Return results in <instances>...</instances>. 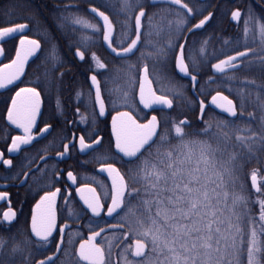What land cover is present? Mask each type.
Returning <instances> with one entry per match:
<instances>
[{
	"label": "snow or ice",
	"instance_id": "snow-or-ice-1",
	"mask_svg": "<svg viewBox=\"0 0 264 264\" xmlns=\"http://www.w3.org/2000/svg\"><path fill=\"white\" fill-rule=\"evenodd\" d=\"M168 2L178 6L175 30L179 33L175 45L169 43L168 48L179 50L178 54L173 55L175 68L185 76H189V66L185 63L187 41L185 40V43L179 41L185 39L184 31L193 32L203 28L212 18L213 13L209 12L199 23L189 27L188 17L195 18L192 16L194 9L184 0H168ZM148 6L141 0H120L118 14L124 16L121 28L126 29L134 20L135 39H132L126 47L123 46V42L119 47L114 46V25L109 16L99 11L97 7L90 9L91 13L103 21V41L116 57L124 58L134 54L141 40L142 18L151 19L147 13ZM181 9L186 10L183 16ZM69 18L72 24L80 25L82 29L91 30L93 33L100 31L97 24L80 15L73 14L71 17L61 19ZM232 19L237 21L241 19L239 9L232 12ZM172 24L173 21H168L169 27ZM243 25L246 50L237 51L235 55H227L225 59L211 64V68L216 73H225L226 69H231L233 72L240 71L246 60L249 61L247 66L250 68L253 64V61L249 60L250 53L253 57H257L260 70L264 72V56H260L253 48L247 46L249 36L252 38V43H256L258 37L260 52L264 53V17H256L249 10ZM27 28V24L19 23L0 28V41L6 37L12 38L17 33L21 34L19 45L15 49V58L11 63L0 67V90L12 91L10 86L18 87L16 81L24 75L29 57L35 55L41 47L40 41L30 39L24 34ZM90 40L91 37L82 33L81 43ZM3 51L4 49L0 47V54H3ZM200 52L204 53L203 47ZM76 55L81 60L84 59V53L79 49ZM157 55L164 56V49H158ZM92 60L97 68H106V64L101 63L95 53L92 55ZM193 63L195 64V61ZM142 73V76L129 78L131 91L124 93L122 102L113 101V108L117 106L132 108L133 105L128 103V98L131 95L134 101L137 84L139 104L144 108H153L154 105L172 108L173 100L167 95H158L152 87L153 81L149 79L147 65H144ZM45 75L47 77V73ZM90 79L95 88L94 104L99 105V112L93 111L94 124L96 118L105 116L106 107L97 76L92 75ZM35 83L36 87H20L14 95L3 101L8 123L23 131V135L12 137L8 149L10 153L21 151L22 145H30L36 139L33 128L36 127L37 117L41 115V91L38 88L43 89L46 86L51 89L56 86L54 80L50 79L46 80L44 85L39 79ZM191 83L195 88L196 75H191ZM247 83L255 84V81ZM80 95L81 93H77L78 97ZM237 95L241 100L242 116L245 108L244 95L240 92ZM212 104L230 117H237V105L221 92L217 91L212 97ZM56 107L58 111H62L59 99ZM204 107L203 101H200L201 113L204 112ZM249 116L252 114L249 113ZM86 121L87 117L81 116V122ZM202 123L203 127L193 133L185 131L186 127H190L185 121L173 123V135L172 132L161 130L164 125L158 121L156 115L151 116L146 122H141L133 111H117L111 118L114 148H111L110 152L100 151L103 138L95 131L91 134L92 143H87L84 135L79 137L80 152L95 153L93 159L100 163L98 172L107 174L111 180V189L110 192L105 193L106 201L110 200V203H102L96 189L88 183L90 181L103 186L102 182L97 180L96 176L82 177L83 186L77 188L76 192L86 206L81 209V213L87 215V211L90 210L92 214L89 217V230L92 234L87 241L79 244L78 250L73 253L77 258L71 264H108L105 247L95 243L97 237H100L106 229L100 227L98 221L96 226L99 227V231H95L92 226L93 218H101V212L105 208L108 217H113L114 214L121 217L119 224L110 226L109 230L116 227L127 228L124 239L130 243L124 251L133 259L129 260L126 256L125 264H264V185L257 181L258 170L254 169L251 173V187L259 194L255 201L259 205L257 219L238 175L242 167L241 161L247 162V158L233 150L225 159L231 137L227 132H223V129L231 127L234 122L229 120L217 122L216 131L206 120ZM49 130L50 125L45 124L39 133L43 136L49 133ZM242 131L245 130L237 129V132ZM257 139L261 143V151H264V136H257L255 133L235 136V140L247 150L249 156L253 154ZM109 143L111 145L112 140ZM72 146L75 147V144ZM63 147L64 152L58 153L61 157L69 151L68 144H64ZM2 157L3 154L0 153V159ZM3 163L11 165L12 161L3 160ZM117 163L125 166L131 183L121 173L120 168L116 167ZM24 175L26 180L22 183L27 182V173ZM68 179L73 184L76 183V177L72 172H68ZM58 193H60L59 188L56 191H45L40 197L32 212L31 233L28 240L20 241L14 235L0 236V264H17V255L23 253V245L27 244L32 236L39 241L47 242L54 231L60 237L59 243L55 245L56 252L65 254L70 250L73 240L71 237L65 239V228L68 226L58 227L56 223L55 200ZM6 196V192H0V199ZM67 218L79 219L80 215L72 216V211L69 209ZM15 219L16 213L10 209L3 214V221L0 223L11 224ZM108 248L111 249L110 243ZM58 260L59 256L56 259L47 257L46 261L41 260L39 264H57Z\"/></svg>",
	"mask_w": 264,
	"mask_h": 264
},
{
	"label": "flooded vegetation",
	"instance_id": "flooded-vegetation-1",
	"mask_svg": "<svg viewBox=\"0 0 264 264\" xmlns=\"http://www.w3.org/2000/svg\"><path fill=\"white\" fill-rule=\"evenodd\" d=\"M21 1L33 9L30 11L33 25L30 22L19 24H27L28 29L24 34H27L30 39L40 41L41 44L38 54L30 63L39 56L42 50L44 45L42 38L46 41V55L43 64L34 62L31 67H28L30 63L27 65L22 79L16 83L18 87L11 86L12 91L0 90V153L3 154L0 159V192L7 193L4 199H0V221H3V214L10 209L16 213V219L11 224L0 223V236L14 235L20 241L28 240L31 233L32 212L40 197L45 191H56L59 188L60 193L55 200L56 223L58 227L68 226L65 228V239L71 237L73 244L68 252L60 254L55 248L60 240L56 231L47 242L39 241L38 238L32 236L31 240L23 245V253L17 255V264H39L41 260L46 261L47 257L56 259L57 256H59L57 264H71L77 258L73 253L78 250L79 244L87 241L92 234L89 230V217L92 214L90 210L87 211V215L81 213V209L86 206L76 189L83 186L82 177L84 175L96 176L97 180L102 182L103 186L88 182L96 189L102 203H110V200L106 201L105 193L110 192L111 189V180L107 174L98 172L100 163L93 159L95 153L80 152L79 137L84 135L86 142L92 143L91 134L95 131L103 138L100 151L110 152V149L114 148V138L111 137V118L116 115L117 111H133L141 122H146L147 119H151V116L156 115L158 121L162 123L168 116L165 112L173 108L175 101L187 100L193 104L188 112L198 123H202L203 120L211 121L216 115L221 117L222 121H233L232 126L223 129V132L228 133L231 137L230 141L233 142L232 145L239 149L241 156L247 158V162L242 160L241 164L250 172L249 187L257 197L259 196L251 187V173L254 169L258 170L257 181L264 185V151H261V143L257 139L253 154L249 156L247 150L235 140V136L237 134L246 136L253 133L257 136H264V72L260 70L257 57H253L251 53L249 60L253 61L252 66L249 68L247 66L249 61L246 60L241 70L237 72L226 69L225 73H216L211 68V64L225 59L227 55H235L237 51L246 50L243 20L249 10L256 17H264V0H184L189 7L194 9L192 16L195 18L188 17L189 27L199 23L209 12L213 13L212 18L205 23L203 28L193 32L184 31L185 39L179 41L180 43L187 41L185 63L189 66L190 75L197 76L195 89L191 79L182 77L175 68L173 55L178 54L179 50L168 48L169 43L175 45L179 35L175 30L178 6L168 3L154 4L151 0H141L149 5L147 13L151 19H142L141 43L138 50L130 56L119 58L105 46L103 24L89 12V8L97 7L96 5H87L89 16H84L82 15L84 13L83 4L78 0H0V28L18 24L15 18L22 5ZM108 5L110 13L97 8L108 14L113 22L114 46L119 47L123 42V46L126 47L132 39H135L134 20L126 29H122L121 23L124 16L118 14L120 0H108ZM237 9L241 11L239 21L232 19V12ZM69 11L97 24L100 31L93 33L91 30L82 29L80 25L72 24L70 18L61 19L68 17ZM180 12L183 16L186 10L181 9ZM170 20L173 21L171 27L168 25ZM82 33H86L91 40L81 43ZM20 35L0 41V47L4 49L3 54H0V67L11 63V60L15 58V49L19 45ZM247 46L253 48L260 56H264V53L260 52L258 37L256 43H252V38L249 36ZM201 47L204 48L203 54L200 52ZM78 49L84 53L83 60L76 55ZM158 49H164L165 55L158 56ZM93 53L101 63L106 64V68H97L92 60ZM144 65L149 68V79L153 81L152 85L157 94L167 95L173 100L172 108L151 111L145 109L142 104H139L138 84L135 88L134 101L131 95L128 98V103L133 105L132 108L120 106L113 108V101L122 102L124 93L131 91L129 78L142 76ZM61 74H63L62 77ZM92 75H96L100 82L101 96L106 107L105 116L96 118L94 124L93 111L98 113L99 105L94 104L95 88L90 79ZM37 79L42 85L48 79L54 80L56 86L51 89L46 86L43 89L38 88L41 91V115L37 117L36 127L33 128V135L36 139L30 145H22L21 151L10 153L8 149L11 146L12 137L23 135V131L8 123L6 106L3 101L14 95L20 87H36ZM249 81H255V84H248ZM181 84L185 86V94L181 93ZM217 91L237 105V117H230L212 106V97ZM238 92L244 95L245 108L242 116ZM77 93L81 95L78 97ZM177 93L180 95H176ZM58 99L62 111L57 110ZM200 101H203L205 105L202 114ZM8 102L10 104V100ZM249 113L252 116H249ZM81 116L87 117V121L81 122ZM183 119H188L187 124L191 126V119L186 117ZM45 124L50 125V130L42 136L39 130L44 128ZM237 129L245 131L237 132ZM110 140H112L111 145ZM64 144L69 145V151L61 157L58 153L64 152ZM73 144L75 147L72 146ZM3 160H11L12 164L5 165ZM116 167L120 168L121 173L130 181L125 166L117 163ZM68 172H72L76 177L75 184L68 179ZM24 173H27L26 183H22L26 180ZM69 209L72 211V216L80 215V218H67ZM120 219L121 217L115 214L113 217H108L105 208L101 212V218H93L92 226L95 231H99L96 221L99 222L100 227L108 228L118 225ZM126 231L127 228L109 230L95 241L105 247L108 264H125L126 256L129 260L133 259L124 251L130 243L124 239ZM109 243L111 249L108 248Z\"/></svg>",
	"mask_w": 264,
	"mask_h": 264
},
{
	"label": "trees",
	"instance_id": "trees-1",
	"mask_svg": "<svg viewBox=\"0 0 264 264\" xmlns=\"http://www.w3.org/2000/svg\"><path fill=\"white\" fill-rule=\"evenodd\" d=\"M70 1H77V0H70ZM78 1L83 4L82 7L84 9V13H82V15H84V16H89V14L87 13V9H86L87 5H89V4H94L98 8L102 9L103 11L110 13V8H109L110 6L108 5V0H78ZM21 2H22V5L19 7V12L15 18L16 22L17 23L30 22V24L33 25V22L31 21L32 14L30 12L33 9L31 8V6H28V5L26 6L25 4H23L24 3L23 1H21ZM73 14H75V13L72 11H69L68 17H71ZM42 41H43L44 45L42 47V50H41L39 56L33 62H31L28 65V67H31L34 62H37V63L45 62L44 58L46 55V41L44 38H42ZM182 104L183 103L181 101H175L173 108L170 111L165 112L168 116H166L164 119V122L161 123L162 125H164V127L161 129L162 131L172 132V134L174 135L173 123H179L185 117L192 120L191 126L185 128L186 132L193 133V132H195L198 129L203 127V123H198L197 121H195L190 116V114L188 112L189 109L185 110L183 108ZM207 122L212 124L213 130L216 131V127H215L216 123L217 122H223V121H222L221 117L216 115L213 118V120H211V121L207 120ZM232 144H233L232 141L228 142L229 147H228V152L225 153V159L228 158L229 154L233 150H235L241 156L239 149ZM249 174H250V172L248 171V169L242 165L240 171L238 172V175L240 177V182L243 183V191L246 195L249 196L251 206L254 208L256 218L258 219L259 205L255 203V201L257 200V196L255 195V193H253L252 189L249 187V182H248ZM129 183H131V181H129Z\"/></svg>",
	"mask_w": 264,
	"mask_h": 264
},
{
	"label": "water",
	"instance_id": "water-1",
	"mask_svg": "<svg viewBox=\"0 0 264 264\" xmlns=\"http://www.w3.org/2000/svg\"><path fill=\"white\" fill-rule=\"evenodd\" d=\"M151 2L152 3H154V4H156V3H168V4H170L169 2H168V0H151ZM92 7H90L89 8V12L91 13V11H90V9H91ZM99 11H101V10H99ZM92 15H94V16H96L95 14H93V13H91ZM106 14V13H105ZM106 15H108V14H106ZM99 20H100V22L103 24V21L98 17V16H96ZM109 19H110V17H109ZM143 19V18H142ZM142 22V21H141ZM28 29V28H27ZM27 29L25 30V32L27 31ZM141 30H142V27H141ZM16 35H20L19 33H17V34H15L14 36H16ZM113 35H114V31H113ZM5 39H7V37L6 38H4V40ZM105 43V42H104ZM140 43H141V40L138 42V45H137V49H135L134 50V53L138 50V48H139V45H140ZM105 46L107 47V44L105 43ZM108 48V47H107ZM109 49V48H108ZM110 50V49H109ZM38 51L39 50H37L36 51V53H35V55H33V56H31V57H29V59H28V62H27V64L25 65V68H24V72H25V70H26V67H27V65L30 63V61L31 60H33V58L38 54ZM111 51V50H110ZM130 55H132V54H130ZM129 55V56H130ZM178 70V72H179V74L182 76V77H184V78H190L191 79V75H189V76H185L183 73H181L180 71H179V69H177ZM22 77L23 76H21V78H20V80L22 79ZM19 80V81H20ZM19 81H16V83H18ZM11 87V86H10ZM152 87H153V85H152ZM154 88V87H153ZM195 89V88H194ZM218 103H222L221 101H218ZM212 104V103H211ZM143 106V105H142ZM205 106V105H204ZM212 106L214 107V108H216L219 112H221V113H224V114H227L226 112H223L220 108H217L216 107V105H213L212 104ZM145 109H147V110H155V109H164V110H169V109H171V108H168L167 106H163V105H154L153 106V108H145ZM202 114V113H201ZM228 115V114H227ZM158 119V118H157ZM183 121H185L186 123H188V119H183ZM106 229V231L105 232H107V231H109V229H110V227H108V228H105ZM115 229H120L119 227H116V228H113V229H111V230H115ZM104 232V233H105ZM103 234V233H102ZM97 238H99V237H97Z\"/></svg>",
	"mask_w": 264,
	"mask_h": 264
},
{
	"label": "rangeland",
	"instance_id": "rangeland-1",
	"mask_svg": "<svg viewBox=\"0 0 264 264\" xmlns=\"http://www.w3.org/2000/svg\"><path fill=\"white\" fill-rule=\"evenodd\" d=\"M165 87H166V86H165ZM184 87H185V86L181 84L180 90H181V93H184V94H185L186 92H185ZM163 89L166 90V88H163ZM170 89L173 90V87L170 86ZM177 90L179 91V89H177ZM182 103H183V104H182V105H183V108H184L185 110L189 109V108L192 107V105H193L192 103H190V102L187 101V100H186V102H185V101H184V102L182 101Z\"/></svg>",
	"mask_w": 264,
	"mask_h": 264
}]
</instances>
